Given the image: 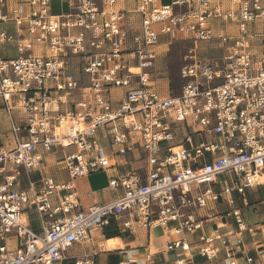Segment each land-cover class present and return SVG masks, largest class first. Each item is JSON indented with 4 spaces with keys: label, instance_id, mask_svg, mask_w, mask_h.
<instances>
[{
    "label": "built area",
    "instance_id": "1",
    "mask_svg": "<svg viewBox=\"0 0 264 264\" xmlns=\"http://www.w3.org/2000/svg\"><path fill=\"white\" fill-rule=\"evenodd\" d=\"M230 1L234 7L224 10L212 0H138L134 12L140 15V31L135 33L123 27L116 0H68L69 8L59 14L50 13V0H19L10 10H0V21L13 20L25 32L17 42L19 55L0 57V99L8 113L17 108L25 115L22 126L10 120L13 146H0V264H98L95 253H63L73 244L91 242L93 231L123 213L130 216L122 224L130 232L133 218L144 228L168 229L174 222L171 231L182 238L168 240L166 248L187 251L184 236L200 229L202 220L182 214L181 208L205 207L234 192L247 204L245 190L264 183V31L249 28V23L264 19V0ZM214 19L236 23L237 35L215 30ZM179 35L194 43L217 40L227 44L226 53L215 62L189 55L192 61L179 70L184 80L180 93L164 96L153 87L148 69L155 66L154 48L160 39ZM9 38L0 32V41ZM251 38L261 41L258 57L250 50ZM34 45L38 52L24 54ZM72 57L79 76L72 71ZM110 87L125 88L115 106L106 95ZM75 90L83 96L77 102L71 99ZM177 123H191L198 132L218 135L219 141L162 148L161 142L173 139L171 126ZM99 129L109 148L102 146ZM135 141L146 152V174L131 171L111 178L109 187L120 188L117 197L82 208L74 179L126 163L121 156ZM70 146L74 151L59 162L68 182L45 176L39 186L29 181L25 189L12 187L21 169L38 168L52 147ZM191 185L205 187L189 198ZM29 209L36 212L41 233L24 216ZM229 213L237 232L231 237L198 236V254L212 261L221 253L222 264H264V259L238 256L245 224L239 209ZM259 247L264 250V230ZM148 260L129 251L117 264ZM174 264H183V258Z\"/></svg>",
    "mask_w": 264,
    "mask_h": 264
},
{
    "label": "crops",
    "instance_id": "2",
    "mask_svg": "<svg viewBox=\"0 0 264 264\" xmlns=\"http://www.w3.org/2000/svg\"><path fill=\"white\" fill-rule=\"evenodd\" d=\"M17 1L19 0H4L3 3H0V10H2V12L10 10V8L15 5ZM51 1L52 0H50V4ZM70 1L74 3L76 2V0ZM137 1L138 0L134 1L132 9H119L124 14L122 25L130 33L140 31V15L134 12ZM159 1L161 2V0ZM60 3L66 4L67 9L69 8L68 0H60ZM215 3L220 4L222 9L224 10L234 7L230 0H212V4L214 5ZM50 13L59 14L52 12ZM129 13H134L135 15H137L138 20L136 23H133V25H131V20L129 21V19H131L128 18ZM213 27L215 30H221L232 36L237 35L238 33L236 23L234 22L214 19ZM20 28L22 29L20 30L13 20L0 21V32L3 31L7 35L11 36V38L9 39L0 41L1 58L11 59L19 55L17 51V42L25 37L24 25L20 26ZM249 28L251 30L264 31V19L255 20L249 23ZM181 40L190 42L192 44V47H190L189 50L193 49V52H196L199 45H201L200 43H209L205 41L194 43L185 35H179L177 38L172 40H168L167 38L163 37L160 39L158 45H156L154 48V51L156 53L155 66L149 68L148 71L153 87L161 95H177L180 93L181 86L184 80L180 77L179 71L178 75L181 80V84L177 93H173L168 83L165 82V79L163 77H158L157 75L159 74V59L168 52L170 46L175 41ZM210 42L216 43V49H220L218 50L220 54L219 58L218 60H216L219 61L220 58L226 53L227 44H222L217 40H213ZM249 46L251 52L255 55V57H258V55H260V53L262 52L261 41L258 38H251L249 40ZM36 47L37 45H34L31 51L28 50L24 52V54L38 52V49H35ZM40 51L42 52V50ZM194 56L195 59H198L200 61L215 62L208 59L204 60L197 58L196 54H194ZM189 59L190 61L187 63H190L192 61L191 58ZM71 61L73 62V66L71 68L75 71L74 74L76 76H79L77 59L72 57ZM130 65L135 66V61L132 60L130 62ZM83 78L84 80H86L87 76L83 75ZM124 93L125 88L110 87L109 92L106 95L110 99L111 105L115 106L120 98L124 95ZM82 97L83 96L81 91L75 90L72 94L71 99L73 102H77L82 99ZM0 112L4 113L7 119L8 129H6L5 140L9 142L3 144V141L0 138V143L2 144L1 147L9 149L13 146V136L10 129V120H14L17 126H22L25 124V115L21 110L17 108H14L10 113H8L1 99ZM171 127L173 139L169 143L161 142L160 146L162 148L167 145H182L186 148H192L198 143L206 142L207 140L219 141L218 135L210 136L204 132H198L199 128L191 123H177L173 124ZM21 136L23 137V139L26 137L24 132H21ZM98 136L105 142V145L101 143L102 146L109 148V139L103 129H100L98 131ZM187 136L190 137V141L185 140ZM65 148L52 147L50 154L43 155V160L41 161L38 168L33 169L30 172H26L21 169V173L15 180L14 184H12V187L16 189H25L27 188L29 181H33L35 182L36 186H39L40 179L45 176L52 177L56 182H68L69 176L66 170L59 163L61 158L65 154V152H63V149ZM59 150H62V154L59 153ZM121 158L125 160L126 163H121L116 167L90 173L88 175L74 179L73 182L75 185V192L82 208H86L87 206L94 203L109 202L117 197V195L120 193V188H118V190H113L111 187H109L108 181L111 178L117 177L119 174L131 171L138 173L140 176H144L146 174V152L141 147L140 142H133L130 148L125 152L124 155L121 156ZM124 167L126 168L121 170V168ZM51 168H56L59 172L62 173L61 176L58 175V177H55L51 173ZM140 171H143L142 175L140 174ZM99 175H102L103 178L100 179ZM3 182L4 178L0 173V183ZM263 185L264 183L245 190L247 204H243L241 196L238 193L234 192L230 198L226 195H222L216 201L208 202L205 207L189 206L181 208L182 214H190L195 219L202 220L200 229L195 231L193 234H186L184 236L185 243L188 244L189 247L187 251H183L181 247L171 249L166 248V243L168 240H177L182 238L179 235L173 234V232L171 231V227L175 225L174 222H170L168 229L160 227L162 229V233L157 234L153 232V229L159 226L144 228L133 218L132 231L130 232L122 226L124 221L130 220V216L127 213H123L118 220L110 219L108 224L105 225H112L111 228L104 230L105 226H103L101 229L93 231L91 233V242L73 244L70 248L64 251L63 254L67 257H71L95 253V256H92V258L98 264H117V262L124 257L125 253L129 251L134 253L136 258L139 260H143L146 256H149V260L145 261L144 264H174L175 260L179 257L183 258V264H222L221 253L218 255V258L212 261H209L208 259L198 254L196 248L197 238L200 235L211 234L231 237L232 234L237 232V224L233 216L229 212L232 209L237 208L240 210L245 224V230L239 235V246L236 247V250L239 251L238 256L241 257L248 255L253 259L263 260L264 250L259 247V239L264 230V198L258 197L257 194V191ZM204 187L205 185H191L189 188V192H187V197L193 198L195 195L199 194ZM213 189L218 190V185H213ZM180 193L181 192L179 189L174 190V196L176 200H178ZM153 209L155 208L153 207ZM24 216L30 228L36 233H41L40 223L36 212L33 209H29L25 211ZM102 235L103 238H101ZM110 239H118L122 243V247L108 249L106 244ZM98 241H103L104 246L98 247ZM8 246L10 248L14 246V240L12 238L9 239ZM66 261H68V264L71 263V260H64L63 263L66 264Z\"/></svg>",
    "mask_w": 264,
    "mask_h": 264
},
{
    "label": "rangeland",
    "instance_id": "3",
    "mask_svg": "<svg viewBox=\"0 0 264 264\" xmlns=\"http://www.w3.org/2000/svg\"><path fill=\"white\" fill-rule=\"evenodd\" d=\"M74 1V0H72ZM135 0H116L115 3V9H132V5ZM162 2V0H161ZM166 3L170 2V0H165ZM67 10V5L60 3V0H52L50 4V12L52 13H60V12H65ZM129 21L131 20L132 24L136 23L138 18L137 15L134 13H129L128 14ZM198 49L196 52H190L189 48L192 47V44L188 41L181 40V41H175L169 48L168 52L162 56L159 59V71H158V77H163L165 79V82L168 83L170 89L172 90L173 93H177L181 80L178 75V71L181 65L184 63H187L190 61V57H188L191 54H196L197 58L200 59H208L212 61H216L219 58V51L220 49H216L217 44L214 42H209V43H200ZM40 47L37 46L35 49H39ZM186 57V59H185ZM74 73L75 71L72 70ZM6 129L7 128V119L5 117V114L0 112V138L3 141V144L7 143L8 141L5 140V134H6ZM100 130V129H99ZM98 130V131H99ZM4 135V136H3ZM101 143L105 145V142L103 139H100ZM9 143V142H8ZM2 144L0 143V146ZM74 151V146H70L68 148L63 149V152L66 154L72 153ZM59 153L62 154V150H59ZM141 164V163H139ZM121 168V170L125 169ZM51 173L55 176L58 177V175L61 176V172H59L56 168H51ZM140 174H143V171H140ZM100 179H102V175H99ZM248 190V189H247ZM258 197L264 198V185L259 188L257 191ZM112 225L110 226H105L104 230L111 228ZM153 232L157 234L162 233V229L160 227H156L153 229ZM68 262V261H66Z\"/></svg>",
    "mask_w": 264,
    "mask_h": 264
},
{
    "label": "bare ground",
    "instance_id": "4",
    "mask_svg": "<svg viewBox=\"0 0 264 264\" xmlns=\"http://www.w3.org/2000/svg\"><path fill=\"white\" fill-rule=\"evenodd\" d=\"M133 70H137V69H133ZM106 245L108 249L115 247H122V243L118 239H110L109 241H107Z\"/></svg>",
    "mask_w": 264,
    "mask_h": 264
},
{
    "label": "trees",
    "instance_id": "5",
    "mask_svg": "<svg viewBox=\"0 0 264 264\" xmlns=\"http://www.w3.org/2000/svg\"><path fill=\"white\" fill-rule=\"evenodd\" d=\"M162 3H166L165 0H162Z\"/></svg>",
    "mask_w": 264,
    "mask_h": 264
}]
</instances>
